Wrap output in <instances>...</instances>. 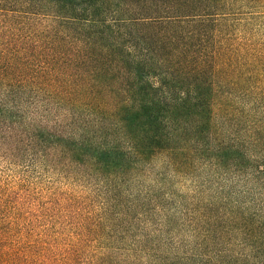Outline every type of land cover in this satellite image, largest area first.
<instances>
[{"label": "trees", "instance_id": "trees-1", "mask_svg": "<svg viewBox=\"0 0 264 264\" xmlns=\"http://www.w3.org/2000/svg\"><path fill=\"white\" fill-rule=\"evenodd\" d=\"M262 2L0 0L7 164L72 171L97 206L41 230L0 188V264H264V39L232 25Z\"/></svg>", "mask_w": 264, "mask_h": 264}, {"label": "rangeland", "instance_id": "rangeland-1", "mask_svg": "<svg viewBox=\"0 0 264 264\" xmlns=\"http://www.w3.org/2000/svg\"><path fill=\"white\" fill-rule=\"evenodd\" d=\"M262 4L263 6L261 7L244 8L241 10L238 8L234 11L235 17L233 20L237 19V21H233L232 24L234 26L233 30H235V35L239 34L238 28L242 23L244 33H247L249 37L256 36V38L262 42L264 39V2H262ZM2 150L3 149L0 148V188L7 190V194H10L16 199H21V201H24L23 203L27 204L24 208V212H31L34 214L32 222L39 228L46 223V220H51L54 224L52 223L50 227H52L53 231H56L60 228L58 226L59 224L66 222L63 219L55 218L58 212L51 205L53 202H56L60 206H66L71 211L70 213H73L82 202L75 204V206L69 205L70 203L67 199L70 195H73L76 199L84 195V197L88 199L87 203L89 204H87V207L97 208V206L92 205L93 203H90L95 197L91 190L93 188L95 189L94 185L96 184L93 185L92 181L77 177L74 173H70L72 171L64 168L53 169L52 167H42L39 163H30L27 157L14 160L13 165L7 164V157H9V155H6ZM75 178H78V180H74ZM89 185L93 188H89ZM150 187L155 188L156 185H153L151 181H146L136 186L134 192L136 193V190L148 191ZM178 188L179 187H176L174 189L175 194L187 197V191H179ZM214 193L215 192L211 190L208 192V195L214 196ZM178 204L179 203H175V205ZM42 206L50 208L49 211L43 210ZM39 216L44 219L38 218ZM40 229L42 230L43 228ZM188 232L187 230L185 235L182 232H177V236L174 235L171 237L175 246H178V244L181 246L187 245V248H183L179 251L181 255L191 251L192 248L189 244L191 239ZM72 234L73 230L69 228L65 234L66 237H64L62 241L68 240L69 236ZM119 258H121V256Z\"/></svg>", "mask_w": 264, "mask_h": 264}]
</instances>
